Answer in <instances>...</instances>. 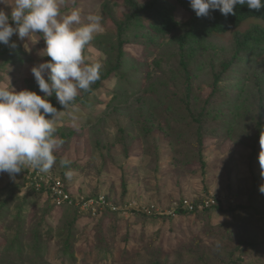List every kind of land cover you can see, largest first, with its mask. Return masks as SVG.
<instances>
[{
  "label": "rangeland",
  "instance_id": "1",
  "mask_svg": "<svg viewBox=\"0 0 264 264\" xmlns=\"http://www.w3.org/2000/svg\"><path fill=\"white\" fill-rule=\"evenodd\" d=\"M119 1L58 3L61 15L79 9L82 24L89 15L101 16L104 31L96 38L113 30L103 15L104 3L116 15L122 10ZM11 2L0 3V10L9 16ZM10 24L15 26L11 20ZM10 42L17 47L0 43V87L34 91L43 98L46 94L31 71L51 60L42 53L43 35L21 41L14 34ZM208 46L210 58L201 57L193 74L198 103L210 93L213 72L220 69L222 55L233 48L234 36L212 39ZM160 48H165L164 43ZM162 49L152 58L160 68L153 67V62L152 79L139 99L110 106L106 92L113 90L114 78L90 95V104L76 102L59 110L63 112L54 123L55 136L63 140V133L68 134L69 144L57 148V161L49 172L26 166L15 178L0 174V190H14L15 199L5 223L0 222V264H148L154 252H163L170 264H195L194 258L181 261L177 254H207L215 249L226 250L220 259L264 264V195L259 192L264 179L255 125L259 84L264 88V61L261 66L256 64L259 61L246 68L235 66L223 79L228 94L218 104L220 114L210 122L215 133L207 144L203 170L192 151L191 136L187 131L180 134L174 123L183 119L177 106L185 87L182 77L175 78L176 67L167 65L169 56ZM83 54L86 63L106 66L107 56L94 47L93 40ZM164 77L170 79L171 87ZM48 100L53 107L59 104L55 95ZM61 159H68L70 165L62 167ZM69 168L71 180L65 177ZM30 173L43 177L41 197L28 180ZM51 179L61 181L77 197L106 196L121 212L92 219L76 210L54 208L45 192ZM211 197L224 199L226 210L182 215L176 208L181 201L198 205ZM17 239L23 242L22 252L9 253L4 242L11 245ZM66 243L74 257L66 255ZM212 262L217 263L215 257Z\"/></svg>",
  "mask_w": 264,
  "mask_h": 264
},
{
  "label": "trees",
  "instance_id": "2",
  "mask_svg": "<svg viewBox=\"0 0 264 264\" xmlns=\"http://www.w3.org/2000/svg\"><path fill=\"white\" fill-rule=\"evenodd\" d=\"M119 2L122 10L116 12V15L110 5L104 3L103 15L106 21L113 25V30L93 39L94 47L107 56L106 66L101 69L100 79L89 91H81L72 105L76 102L90 104V95L102 90L104 83L114 78L116 83L113 90L106 92L107 96L111 97L110 106L139 99L146 84L152 79L153 62L155 65L153 67L160 68L157 59L152 61V58L163 48H160V45L164 43L165 48L162 50L169 56L166 60L167 65L176 67L175 78L182 77L181 83L185 87V94L179 99L177 106L183 119H175L174 123L180 134L187 131L191 136L192 151L204 170L207 165L204 154L207 151L210 135L215 133L210 122L220 114L221 108L218 104L227 98L228 94L227 89L222 87L223 79L235 66L242 65L246 68L250 63L257 61L259 62L256 64L261 66L264 61V9L257 12L248 9L247 6H237L234 9L235 15L224 16L219 10H215L208 18H198L188 0H120ZM231 33L234 36V46L222 55L220 69L216 73L213 72L210 93L198 103L193 89L195 66L201 57L210 58L209 53H212L208 50L210 40ZM164 82L168 88L171 87L170 79L164 77ZM259 94L255 120L257 139H260L264 130V88L261 84H259ZM54 105L58 111L63 109L60 104L54 103ZM62 136L63 147H66L69 144L68 134L63 133ZM202 173L204 174V171ZM8 191V189L0 190V222L3 224L6 212L15 202V199H12L14 190L9 193ZM35 193L41 197L44 189ZM225 205V202L219 201L215 206L203 211L197 208L194 212L182 209H178V212L185 215L203 213L213 208L226 210ZM53 207L55 208L54 205ZM64 209L75 211L68 207ZM109 215L118 214L106 212L102 219ZM8 228L13 227L9 224ZM39 246L38 244L37 248ZM3 247L8 249L9 253L22 252L23 242L17 239L10 245L5 241ZM66 248V255L74 257V251L69 243H66ZM222 251L226 250L215 249L207 254L179 253L177 256L181 261L194 258L195 264H238L236 260L220 259L219 255ZM212 257H215L217 263L212 262ZM148 264H170V259L165 257L163 252H154L149 254Z\"/></svg>",
  "mask_w": 264,
  "mask_h": 264
},
{
  "label": "clouds",
  "instance_id": "3",
  "mask_svg": "<svg viewBox=\"0 0 264 264\" xmlns=\"http://www.w3.org/2000/svg\"><path fill=\"white\" fill-rule=\"evenodd\" d=\"M4 2L6 0H0ZM188 2L198 18H208L215 10L224 16L235 15L237 6H247L257 12L264 9V0ZM10 4V16L0 10V43L15 49L16 43L10 42L14 34L23 41L41 33L46 44L42 53L51 58L31 70L39 90L46 94L43 98L34 91L17 92L14 88L0 87V174L15 178L26 166L47 173L56 164L54 153L64 141L55 136L54 123L63 111L53 107L48 98L55 95L59 104L68 109L81 91H89L100 79L102 65L86 63L83 53L104 28L99 15H89L87 23L83 24L79 9L61 15L58 0H13ZM48 116L52 118H46ZM259 143L260 176L264 179V134ZM59 163L67 168L71 161L61 159ZM65 177L72 179L70 168ZM259 192L264 195V184L259 186Z\"/></svg>",
  "mask_w": 264,
  "mask_h": 264
},
{
  "label": "built area",
  "instance_id": "4",
  "mask_svg": "<svg viewBox=\"0 0 264 264\" xmlns=\"http://www.w3.org/2000/svg\"><path fill=\"white\" fill-rule=\"evenodd\" d=\"M28 180L35 185L37 191L43 190V177L35 173L28 175ZM30 183V184H31ZM46 194L49 195L52 204L57 209H63L65 207L76 210L79 214L87 215L90 218H102L106 212L120 213V208L111 203L106 196L99 197H77L69 191H66L62 186L61 181L51 179L48 182V188ZM219 201L225 202L224 199L219 197H211L204 203H200L198 206L187 201L180 202L176 208L182 209L187 212H193L197 208L200 210L208 209L215 206Z\"/></svg>",
  "mask_w": 264,
  "mask_h": 264
}]
</instances>
